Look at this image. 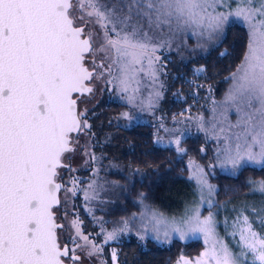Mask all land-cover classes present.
Masks as SVG:
<instances>
[{
	"label": "snow or ice",
	"instance_id": "6c2138e0",
	"mask_svg": "<svg viewBox=\"0 0 264 264\" xmlns=\"http://www.w3.org/2000/svg\"><path fill=\"white\" fill-rule=\"evenodd\" d=\"M229 2L0 0V264H83L77 249L88 257L103 252L84 234L78 216L68 219L66 207L78 180L63 182L61 170L75 171L66 162L77 151L74 134L91 127L80 110L81 98L92 95L103 80L130 93L133 101L137 75L147 71L156 77V52L167 43L165 29L170 35L199 29L200 35L215 34L222 43L229 17L246 22V50L231 74V87L222 101H213V113L215 106L222 108L226 125L219 129L225 135L217 155L234 169L242 163L264 167V0H236L234 9L217 10ZM229 112L236 114L235 123L228 121ZM175 144L185 151L179 139ZM190 164L201 191L211 189L204 169ZM249 183L264 194V180ZM84 199H90L87 191ZM62 205L72 247L61 239L65 224L58 222L57 211ZM151 222L157 232L165 226L166 238L171 232L182 240L189 233L203 234L205 251L194 258L180 256L177 264H264V236L247 216L239 225L238 253L216 237L213 217L201 219L198 209H186L180 221L153 212ZM125 230L106 232L103 243ZM112 260H117L115 249Z\"/></svg>",
	"mask_w": 264,
	"mask_h": 264
},
{
	"label": "trees",
	"instance_id": "16d2710c",
	"mask_svg": "<svg viewBox=\"0 0 264 264\" xmlns=\"http://www.w3.org/2000/svg\"><path fill=\"white\" fill-rule=\"evenodd\" d=\"M225 28L222 43L214 35L203 45L193 44V50L189 41L175 51L170 41L156 52L160 57L155 68L162 83L161 107L167 117L188 113L208 116L213 101L225 97L248 38L247 28L235 21ZM225 51L228 55L221 56ZM201 68L202 72L196 71ZM127 110L131 115L135 113V108L119 99L109 106L102 104L88 123L92 140L90 167L99 168L92 171L90 199L85 202L87 214L82 208L80 211L92 234L97 227L121 225L139 212L141 201L167 213L180 212L192 192L188 160L214 161V144L204 136L185 137L181 142L185 151L181 153L156 142L152 123L125 122L123 113ZM203 145L207 149L204 154ZM261 180H264L261 165H244L235 174L216 170L213 182L217 186V201L243 197L252 190L250 181ZM123 242L113 243L122 246L118 252L122 264H177L180 256L192 258L204 248L199 239L175 238L162 244L133 236Z\"/></svg>",
	"mask_w": 264,
	"mask_h": 264
},
{
	"label": "rangeland",
	"instance_id": "374dc122",
	"mask_svg": "<svg viewBox=\"0 0 264 264\" xmlns=\"http://www.w3.org/2000/svg\"><path fill=\"white\" fill-rule=\"evenodd\" d=\"M235 7L236 0H230L228 7L218 6L217 10L227 11L229 9H234ZM233 21L247 28L246 22H244L242 19L229 17L228 23ZM200 31L201 30L199 29L185 28L183 31H175L174 34L170 35L167 33V29H165L163 40H166L167 43L164 45H168L171 41L172 47H174V50L176 51V49H178V47H180L183 42H187L188 44L190 41V49L193 50V44L197 43L198 45H203L205 41H210L212 37H209L207 34L200 35ZM145 68L147 69V61H145ZM157 93L160 95L157 96ZM129 94L130 93L120 92L117 88V98L120 101L126 103L129 108H135V113L133 114L134 116L131 115L132 113L128 112V110L126 112L124 111L123 118L125 122L132 124L138 121H146L150 118L149 121H152L153 123L155 122L154 124L157 126V129L155 128L156 142L160 145L170 146L176 149L177 145L175 144V141L177 139L180 140L179 147L183 148L181 146V142L185 137L194 134H200L204 136L207 141L214 144L215 157L214 161L206 160L205 162H201L195 159L188 160V180L192 184V192L190 193L188 201L184 205L183 210L175 214L167 213L141 201V208L139 212L135 213L131 218L125 220L121 225L117 227H111V229H108L105 226L101 227V229L105 231L104 234L113 230L119 231L120 229H124L126 227L127 230L119 232L118 238L116 240H112L111 242H117V240L129 235H133L140 239L143 237L141 240L152 239L162 244L168 243L175 238L179 239L178 233L175 232H171L169 237L166 238L164 236L165 226L163 224L159 226L158 232L155 231V224L154 222H151V213H163L164 217H166L168 221L173 219L180 221V218L184 216L186 209H198L201 219L211 215L215 222L216 237L227 243L229 247L236 253H238L241 248L239 225L242 224L244 216L249 218V222L252 223L253 229L261 236H264V194L254 191L253 185H251L252 190L247 192L243 197H238L232 201H217V186L213 182V176L215 175L216 170L235 174L244 165L260 166L259 164L255 163H242L239 167L234 169L231 163H228L224 160L223 155H220L218 158V152H220V150L224 147L225 134L220 133L219 131L221 127H226L225 123H222L223 117L220 115L223 109L219 106H215L216 112L214 114L212 111L214 105L212 103L211 112L208 116L197 113H188L167 117L163 113L164 109L161 107L163 91L159 74L156 73V77L153 78L147 73V71L143 73V77L139 82L138 91L135 93V99L133 101L128 100L127 97ZM223 99L224 98L218 100L217 102H220ZM153 108H157L156 111L153 112ZM150 115L155 116L152 119ZM228 121L235 123L236 114L234 112L228 113ZM213 125H215V127H213ZM217 136L220 137L219 140L216 139ZM206 152L207 149L203 145L202 153L204 154ZM190 161L195 162L196 165H199L204 169L207 183L211 186V189L204 187L201 191V186L193 177L194 169L191 166ZM179 226L186 227V225L183 223H181ZM234 231L236 232L235 236L231 235ZM157 237L159 238L157 239ZM193 239H199L204 244L202 251L198 255L194 256L198 257L208 247V245H206L204 242L202 233H189L186 239L180 240L189 241ZM250 260L251 256H249V261ZM114 264H119V262H115Z\"/></svg>",
	"mask_w": 264,
	"mask_h": 264
},
{
	"label": "flooded vegetation",
	"instance_id": "af4514ba",
	"mask_svg": "<svg viewBox=\"0 0 264 264\" xmlns=\"http://www.w3.org/2000/svg\"><path fill=\"white\" fill-rule=\"evenodd\" d=\"M157 66V63L155 64ZM117 74L116 69L113 68V75ZM143 77V73H140L137 75V79L140 82ZM118 101L117 98V88L114 87L112 84L105 83V81L101 80L98 81L93 94L90 97H83L81 98L80 103V110L84 111V119L87 120V123H89L90 119H92V116L96 112V110L102 105H110L111 102ZM112 105V104H111ZM157 108H153V112L156 111ZM86 110V111H85ZM159 111V110H158ZM155 115H150V117L153 119ZM150 118L144 122L146 123H152L155 128L157 129V126L152 122L149 121ZM157 122V121H156ZM79 138V143L77 145V151L73 154L72 158L69 160V164L75 171L68 172L67 170H62V176H63V182L67 183L71 178H76L78 180V189L76 192V195L74 197H71L69 200V203L67 204V208L69 210V216L68 219H72L76 216L79 217L80 221H82V228L84 231V234L89 236L90 240H93L97 245L103 247V252L94 255L92 257H88L87 255H84L82 253L81 249H77L78 254L82 255L83 264H114L115 262H121L119 261V248L122 247L121 245L113 244L111 241H109L107 244L103 243L104 240V230L101 229V227H97V230L95 234H92L90 231V225L89 222L84 218L82 215V212L80 211V208L85 211V202L84 199V193L85 191L88 192L89 185L91 184V177L93 176V169L99 168V167H90L91 166V147H92V140H91V133L85 129L82 130L79 134H77ZM87 153V155H86ZM62 200H63V193H61ZM64 212V206L60 208L59 211H57V218L60 222L65 224V230L62 231L61 239L64 243L68 244L70 247H72V242L69 237V231L68 229V220L64 218L63 215ZM87 214V213H86ZM108 229H111V227H107ZM133 235H129L127 237H123L122 239L117 240V244L124 243L123 240H128L129 238H132ZM80 243H83V241H80ZM116 249L117 253V260L113 262L112 260V250Z\"/></svg>",
	"mask_w": 264,
	"mask_h": 264
},
{
	"label": "water",
	"instance_id": "95a60500",
	"mask_svg": "<svg viewBox=\"0 0 264 264\" xmlns=\"http://www.w3.org/2000/svg\"><path fill=\"white\" fill-rule=\"evenodd\" d=\"M90 96H91V95L86 96V97H90ZM82 98H83V97H82ZM74 135L77 136V134H74ZM73 154H74V153H73ZM73 154H71V155L73 156ZM66 162L69 164V160H67ZM61 171H62V170H61ZM57 220H58V218H57ZM58 222H59V223H62V222H60L59 220H58Z\"/></svg>",
	"mask_w": 264,
	"mask_h": 264
}]
</instances>
